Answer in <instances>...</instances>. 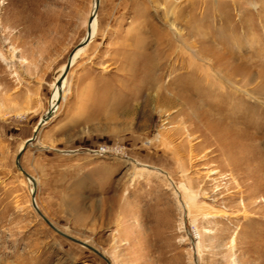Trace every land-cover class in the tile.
<instances>
[{
    "label": "rangeland",
    "instance_id": "obj_1",
    "mask_svg": "<svg viewBox=\"0 0 264 264\" xmlns=\"http://www.w3.org/2000/svg\"><path fill=\"white\" fill-rule=\"evenodd\" d=\"M93 4L0 0V264H107L35 189L111 264H264V0H100L18 170Z\"/></svg>",
    "mask_w": 264,
    "mask_h": 264
},
{
    "label": "water",
    "instance_id": "obj_2",
    "mask_svg": "<svg viewBox=\"0 0 264 264\" xmlns=\"http://www.w3.org/2000/svg\"><path fill=\"white\" fill-rule=\"evenodd\" d=\"M98 2V6H97V11H98V8H99V1L100 0H96ZM94 18H89V21H88V24L91 25L92 22H93ZM91 35V29L88 30V35H87V38L84 42H81L69 55V58H68V61H67V65H66V68L62 74V78L57 82V85H61L63 79L67 78V75L71 69V61H72V58L74 56V53L76 50L80 49V48H83L84 46H86L89 42V37ZM60 102H58V106H59ZM52 114H51V111L49 110L47 116L45 117V119L43 121H41L38 126H37V130L34 132V135L32 138L28 139L24 146L21 148L19 154L17 155L16 157V161H15V164L18 168V170L23 174V176L27 179V180H31L33 181V178L31 175H29L22 167V164H21V159L24 155V152L25 150L27 149L28 146L32 145V143L37 139V136H38V131L42 129V127L49 121L51 120V117ZM35 193H36V189L34 190V192L31 194V199H32V205H33V208L34 210L37 212V214L40 216V218L42 220L45 221V223L51 228L53 229L57 234L63 236L64 238L74 242V243H77L81 246H84L86 248H88L89 250H91L92 252H94L95 254H97L100 258H102L107 264H111V262L101 253L99 252L97 249L93 248L92 246L80 241V240H77L71 236H68L67 234L61 232L58 228H56L49 219H47V217L39 210V207L37 206V202H36V196H35Z\"/></svg>",
    "mask_w": 264,
    "mask_h": 264
},
{
    "label": "bare ground",
    "instance_id": "obj_3",
    "mask_svg": "<svg viewBox=\"0 0 264 264\" xmlns=\"http://www.w3.org/2000/svg\"><path fill=\"white\" fill-rule=\"evenodd\" d=\"M98 4V2L96 1V0H94V4H93V10H92V12H91V16H90V18L92 17V18H94V20H93V22H92V24L91 25H89L88 24V28H87V33H86V36H85V38L83 39V41L82 42H84L85 40H86V38H87V35H88V30L89 29H91V35H90V39H89V42H90V40L94 37V35H95V31H96V29H97V5ZM184 37V36H183ZM167 38V37H166ZM165 38V39H166ZM185 40V39H184ZM89 42H88V44H89ZM169 43V42H168ZM87 44V45H88ZM147 45H148V43H147ZM85 47V46H84ZM83 47V48H84ZM83 48H80V49H78V50H76L75 51V53H74V56H73V58H72V61H71V65H73V63L75 62V60L77 59V57H78V55L81 53V51L83 50ZM135 55V54H134ZM130 57V56H129ZM72 67V66H71ZM66 68V67H65ZM155 68V67H154ZM153 68V69H154ZM64 70L65 69H63L62 71H61V73H60V75H59V77L57 78V80H56V85L54 84L53 85V93H52V96H51V98H50V100H49V109H48V111H46V113L44 114V116L40 119V122L41 121H43L44 119H45V117L47 116V114H48V112H49V110L51 111V114H52V118H53V116H54V114H55V112H56V110L58 109V102H61V100L62 99H64V97H65V95H66V86H67V81H66V78L65 79H63V81H62V83H61V85H57V82L62 78V74H63V72H64ZM150 78V77H149ZM161 79V78H160ZM159 80V79H158ZM151 82V81H150ZM162 82V81H161ZM160 82V83H161ZM148 85V84H147ZM164 85V84H163ZM156 87V86H155ZM147 89V88H146ZM153 89H154V87H153ZM167 90L166 88H163V87H157V90H156V92H158L159 93V90ZM160 90V91H161ZM150 91V90H149ZM155 91V90H154ZM162 92V91H161ZM167 93V92H166ZM161 95V93H159L157 96H158V98H161L160 100H159V102H163V103H169V104H172L174 101H172V100H168V98L167 97H161L160 96ZM171 95V94H170ZM166 96V95H165ZM175 97V96H174ZM176 99V98H175ZM155 100V99H154ZM51 118V119H52ZM50 121V120H49ZM48 121V122H49ZM39 122V123H40ZM38 126V125H37ZM37 130V127H36V129H35V131ZM40 131V130H39ZM38 131V132H39ZM141 170H144V171H142V173L143 172H151L150 170H148L147 168H144V169H141ZM28 183L30 184V185H33V188L35 189V180H34V178H33V181H31V180H28ZM32 188V189H33ZM34 191H30V193L32 194ZM33 204V203H32Z\"/></svg>",
    "mask_w": 264,
    "mask_h": 264
},
{
    "label": "built area",
    "instance_id": "obj_4",
    "mask_svg": "<svg viewBox=\"0 0 264 264\" xmlns=\"http://www.w3.org/2000/svg\"><path fill=\"white\" fill-rule=\"evenodd\" d=\"M94 154H102V153H106L104 149L101 150H94L92 151Z\"/></svg>",
    "mask_w": 264,
    "mask_h": 264
}]
</instances>
